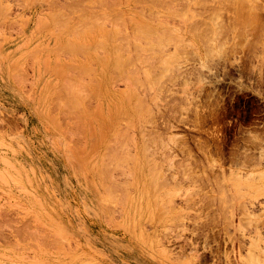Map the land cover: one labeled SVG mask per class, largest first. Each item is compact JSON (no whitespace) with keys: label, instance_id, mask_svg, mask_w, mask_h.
<instances>
[{"label":"rangeland","instance_id":"rangeland-1","mask_svg":"<svg viewBox=\"0 0 264 264\" xmlns=\"http://www.w3.org/2000/svg\"><path fill=\"white\" fill-rule=\"evenodd\" d=\"M206 1L0 0V264H264V0Z\"/></svg>","mask_w":264,"mask_h":264},{"label":"bare ground","instance_id":"bare-ground-1","mask_svg":"<svg viewBox=\"0 0 264 264\" xmlns=\"http://www.w3.org/2000/svg\"><path fill=\"white\" fill-rule=\"evenodd\" d=\"M200 1H202V0H200ZM205 1H206V0H205ZM209 1H210V0H209ZM223 1H224V0H223ZM227 1H228V0H227ZM238 1H241V0H238ZM255 1H256V0H255ZM206 2H207V1H206ZM224 2H225V1H224ZM229 2H230V0H229ZM232 2H233V1H232ZM236 2H237V1H236ZM253 2H254V1H253ZM202 3H204V2H202ZM238 3H240V5H239V4H238V5L241 6V2H238ZM243 3H245V0L242 2V5H243ZM204 4H205V3H204ZM229 4H230V3H229ZM236 4H237V3H236ZM248 4H249V3H248ZM198 5H200V3H199ZM230 5H231V4H230ZM233 5L235 6L234 2H233V4H232V7H234ZM244 5H246V4H244ZM256 5H257V4H256ZM221 6H222V4H221ZM253 6L255 7V5H253ZM237 7H238V6H237ZM237 7H236V8H237ZM243 7H244V6H243ZM245 7H246V6H245ZM247 7H248V6H247ZM249 7H250V6H249ZM190 8H191V7H190ZM224 8H225V7H224ZM228 8H229V7H228ZM238 8H239V7H238ZM238 8H237V10H238ZM252 8H253V7H252ZM200 9H201V8H200ZM218 9H219V8H218ZM226 9H227V8H226ZM230 9H231V8H230ZM234 9H235V8H234ZM242 9H246V8H240L239 10H242ZM250 9H251V7H250ZM216 10H217V9H216ZM246 10H247V9H246ZM246 10H245V12H247V11L249 12V8H248L247 11H246ZM222 11H223V10H222ZM235 11H236V10H235ZM242 11L244 12V10H242ZM242 11H239V12L241 13ZM229 12H230V11H229ZM231 12H232V11H231ZM237 12H238V11H237ZM239 12H238V13H239ZM248 12H247V13H248ZM216 13L218 14V12H215V15H216ZM221 13H222V12H221ZM221 13H220V14H221ZM232 13H235V12H232ZM240 13L237 14V15L240 16ZM254 14H255V13H254ZM254 14H253V15H254ZM215 15L213 14V18L215 17V18L217 19V16H218L219 14H218L217 16H215ZM235 16H236V15H235ZM239 16H238V17H239ZM243 16H246V15L244 14ZM256 16H257V15H256ZM210 17H211V16H210ZM219 17H222V16H219ZM232 17H233V16H232ZM238 17H237V18H238ZM253 17H254V16H253ZM253 17H250V18H253ZM235 18H236V17H235ZM235 18H234V20H235ZM254 18H255V17H254ZM218 19H219V18H218ZM223 19H224V18H223ZM240 19H241V20H242V19L245 20V21H244L245 24H246V22H247V24H248V21H246V19H247L246 17H245V19H244V18L242 17V15H241V18H240ZM228 20H229V19H228ZM237 20H238V19H237ZM247 20H248V19H247ZM212 21H213V20H212ZM215 21H216V20H215ZM249 21H250V20H249ZM252 21H254V20L252 19ZM138 22H139V21H138ZM227 22H228V21H227ZM235 22H238V21L235 20ZM235 22H234V23H235ZM239 22H240V21H239ZM244 22H243V23H244ZM212 23H213V22H212ZM217 23H220V22H217ZM221 23H222V22H221ZM234 23H233V27H236L237 30L239 31V33H241L242 31L240 32V30L243 29L242 26L244 27L245 24H244V25H241V28H240V30H239V29H238L239 27H237V26H239V25L236 26V24H235V26H234ZM240 23H242V22H240ZM249 23H250V22H249ZM252 23H253V22H252ZM138 24H139V23H138ZM227 24H230V23H227ZM231 24H232V23H231ZM136 25H137V24H136ZM141 25H143V24H141ZM144 25H145V24H144ZM207 25H208V24H206V26H207ZM216 25H217V24H216ZM223 25H224V24H223ZM223 25H222V27H223ZM137 26H138V25H137ZM148 26H149V25H148ZM148 26H147V27H148ZM209 26H211V25L209 24ZM245 26H246V25H245ZM250 26H251V25H249V27H250ZM139 27H140V24H139ZM141 27H142V26H141ZM143 27H145V26H143ZM249 27H248V28H249ZM253 27H254V26H253ZM223 28H224V27H223ZM227 28H228V27H227ZM230 28H231V26H230ZM246 28H247V27H246ZM254 28H255V27H254ZM137 29H138V30H141V29H139V28H137ZM137 29H136V30H137ZM203 29H204V28H203ZM234 29H235V28H234ZM244 29H245V28H244ZM252 29H253V28H252ZM103 30H104V29H103ZM118 30L121 31L120 29H118ZM136 30H134L135 33L138 31V30H137V31H136ZM147 30H148V28H147ZM149 30H150V29H149ZM161 30H162V29H161ZM164 30H166V29H164ZM164 30H163V31H164ZM210 30H211V29H210ZM210 30H209V31H210ZM212 30H213V29H212ZM216 30H218V29H216ZM232 30H233V28H232ZM246 30H249V29H246ZM261 30H262V29H261ZM68 31H69V30H68ZM70 31H71V30H70ZM72 31H73V30H72ZM72 31H71V33H73ZM88 31H89V30H88ZM92 31H95V30H92ZM98 31H99V30H98ZM114 31H115V29H114ZM202 31H204V30H202ZM229 31H230V30H228V32H229ZM62 32H63V31H62ZM102 32H103V31H102ZM107 32H109V31H107ZM110 32H111V31H110ZM115 32L118 33V31H115ZM123 32H124V31H123ZM125 32H126V34L128 33L127 30H125ZM139 32H141V31H139ZM139 32H138V33H139ZM142 32H143V31H142ZM142 32H141V33H142ZM144 32H145V33H144ZM144 32H143L144 34L147 33L146 31H144ZM151 32H153V31H151ZM164 32H165V31H164ZM166 32H167V31H166ZM200 32H201V30H200ZM200 32H199V33H200ZM204 32H205V31H204ZM215 32H216V31H215ZM217 32H218V31H217ZM217 32H216V35L218 34ZM230 32H231V31H230ZM88 33H90V31H89ZM119 33L122 34V32H119ZM119 33H118V34H119ZM135 33L133 32V34H135ZM158 33H159V31H158ZM207 33H208V31H207ZM207 33H206V34H207ZM219 33H220V32H219ZM221 33H222V32H221ZM225 33H226V32H225ZM236 33H237V32H236ZM247 33H249V32H247ZM250 33H251V32H250ZM83 34H84V32H83ZM83 34H82V35H83ZM90 34H91V33H90ZM90 34H89V35H90ZM123 34H124V33H123ZM131 34H132V33H131ZM147 34H149V33H147ZM164 34H165V33H164ZM208 34H209V33H208ZM208 34H207V35H208ZM210 34H211V33H210ZM70 35H71V34H70ZM75 35H77V33H76ZM94 35H95V34H94ZM107 35H108V36H111V34H110V35L107 34ZM151 35H152V34H151ZM153 35H154V34H153ZM201 35H202V34H201ZM201 35L199 34L198 36L201 37ZM235 35H236V34H235ZM68 36H69V34H68ZM68 36H67V37H68ZM100 36H101V34H100ZM123 36H125V38H124V37H121V41H122V38H124V39H123V42H124V41L127 42V41H128V38H127L128 35H127V37H126V35H123ZM137 36H138V35H137ZM137 36H136V38H137ZM140 36H141V34H140ZM202 36H204V35H202ZM220 36H221V35H220ZM225 36H226V35H225ZM241 36H242V33H241V35H239V37H241ZM98 37H99V36H98ZM102 37H103V36H102ZM102 37H101V38L99 37V39H101L100 41H102V42L105 43V41H103ZM118 37L120 38V36H118ZM129 37H130V36H129ZM141 37H142V36H141ZM143 37H144V36H143ZM149 37H150V36H149ZM200 37H199V38H200ZM209 37H212V36H209ZM226 37H227V36H226ZM105 38L107 39V37H105ZM105 38H104V39H105ZM108 38H110V37H108ZM115 38H116V36H115ZM130 38H132V37H130ZM136 38L133 37V39H134L136 42H139L140 39L136 40ZM139 38H140V37H139ZM153 38H154V37H153ZM153 38L150 37V41H151V43H153L154 40L156 39V38H155V39L152 41L151 39H153ZM157 38H158V37H157ZM159 38H161V37H159ZM201 38H202V37H201ZM204 38H205V37H204ZM204 38H202V39H204ZM216 38H217V37H216ZM222 38H223V37H222ZM222 38H221V40H223ZM234 38H235V36H234ZM236 38H237V35H236ZM67 39H68V38H67ZM106 39H105V40H106ZM111 39H113V36H112ZM125 39H126V40H125ZM144 39H145V38H144ZM202 39H201V40H202ZM206 39H207V38H206ZM118 40H119V39H118ZM129 40H132V39H129ZM134 40H133V41H134ZM148 40H149V38H148ZM217 40H218V39H217ZM228 40H229V39H227V41H228ZM234 40H235V39H234ZM68 41H69V39H68L66 42L68 43ZM100 41H99V42L97 41V42L94 43V44L96 45V44L98 43L99 45H97V46H101V47H102V46L104 45V43L102 44V42L100 43ZM145 41H146V40H145ZM158 41H159V42H160V41L162 42V40H158ZM207 41H208V40H207ZM210 41H211V40H210ZM213 41H214V40H213ZM219 41H220V39L218 40V43H219ZM235 41H236V40H235ZM255 41H256V40H255ZM74 42H75V41H74ZM74 42H73V40H72L71 48H72V45H73V44L75 45ZM82 42H83V41H82ZM108 42H109V41H108ZM108 42H107V44H108ZM114 42H115V41H114ZM119 42H120V41H119ZM155 42H157V41L155 40ZM159 42H158L157 44H159ZM161 42H160V43H161ZM225 42H226V41H225ZM59 43H60V42H59ZM67 43H66V44H67ZM69 43H70V41H69ZM79 43H81L80 40H79ZM111 43H112V41H111ZM115 43H118V42L116 41ZM121 43H122V42H121ZM121 43H120V44L118 43V44H119L121 47H123V48H121V49H124V45L126 46V45L129 43V41H128L126 44H125V43H124V44L122 43L123 46L121 45ZM133 43H134V42H133ZM141 43H144V42H142V40H141ZM146 43H147V42H146ZM218 43H217V44H218ZM233 43H234V41H233ZM233 43H232V44H233ZM242 43H243V42H242ZM62 44H63V43H62ZM77 44H78V40H77ZM81 44H82V43H81ZM86 44H87V43H85L84 45H86ZM100 44H102V45H100ZM130 44H131V43H130ZM130 44H129V45H130ZM135 44H136V43H135ZM139 44H140V43H139ZM222 44H224V43H222ZM254 44H255V43H254ZM69 45H70V44H69ZM74 45H73V46H74ZM88 45H90V44H88ZM88 45H86V46L88 47ZM115 45H117V44H115ZM148 45H149V44H148ZM152 45H153V44H152ZM207 45H208V44H207ZM220 45H221V44H220ZM220 45H218V46H220ZM76 46H77V45H75V47H76ZM86 46H85V47H86ZM108 46H110V45H108ZM127 46H128V45H127ZM134 46H137V45H133V47H134ZM146 46H147V44H146ZM160 46H161V45H160ZM210 46H212V45H210ZM223 46H224V45H223ZM231 46H232V45H231ZM233 46H235V45L233 44ZM250 46H251V45H250ZM77 47H79V44H78ZM80 47H81V46H80ZM82 47H83V46H82ZM93 47H95V46H93ZM93 47H91V48H93ZM103 47H105V46H103ZM103 47H102V48H103ZM112 47H113V46H112ZM58 48H59V47H58ZM102 48H100V49H98V50H101ZM114 48H115V50H116V47H115V46L113 47V49H114ZM119 48H120V47L118 46V48H117L118 51H120ZM127 48H128V47H127ZM134 48H136V47H134ZM145 48H146V47H145ZM158 48H159V47H158ZM209 48H211V47H209ZM218 48H219V47H218ZM220 48H221V47H220ZM243 48H245V46H244ZM59 49H62V48H59ZM72 49H73V48H72ZM72 49H71V50H72ZM75 49H76V48H75ZM75 49H73V50H75ZM81 49H82V48H81ZM88 49H89V48H88ZM96 49H97V48L95 47V50H96ZM103 49H104V48H103ZM113 49H112V50H113ZM147 49H148V48H147ZM147 49H146V50H147ZM150 49H151V48H150ZM150 49H149V50H150ZM247 49H248V48H247ZM79 50H80V49H79ZM79 50H78V51H79ZM83 50H84V49H83ZM89 50H90V49H89ZM93 50H94V49H93ZM95 50H94V51H95ZM104 50H105V49H104ZM134 50H137V52H138V50H139V46L137 47V49H134ZM142 50H144L143 47H142ZM142 50H140V51H142ZM151 50H154V51H155L156 49H151ZM157 50H158V49H157ZM160 50H161V49H160ZM230 50H231V49H230ZM239 50H240V49H239ZM80 51H82V50H80ZM94 51H93V52H94ZM109 51H110V50H109ZM109 51H107V55L110 54ZM127 51H129V48L127 49ZM127 51H126V53H127ZM212 51H214V49H213ZM226 51H227V50H226ZM60 52H61V51H60ZM64 52H65V51H64ZM69 52H70V51H69ZM83 52H85V51H83ZM95 52H96V51H95ZM95 52H94V53H95ZM103 52H104V51H103ZM115 52H117V51H115ZM120 52L122 53V51H120ZM120 52H119V53H120ZM123 52H124V51H123ZM134 52H136V51H134ZM134 52H133V53H134ZM146 52H147V51H146ZM74 53H75V52H73V54H74ZM104 53H105V52H104ZM119 53H113V55H114V54H117V55H118ZM121 53H120V57H119V55H118V56H115V57H119V58L122 57L121 60H122V63H123V60H124L123 58H124V57L122 56L123 53H122V54H121ZM131 53H132V51H131ZM141 53H142V52H141ZM253 53H254V52H253ZM56 54H57V53H56ZM58 54H60V53H58ZM58 54H57V55H58ZM87 54H88V53H87ZM97 54H98V52H97ZM99 54H101V53H99ZM145 54H146V53H145ZM152 54H153V53H152ZM211 54H212V53H211ZM65 55H66V54H65ZM124 55L126 56L125 52H124ZM139 55H140V54H139ZM79 56H80V55H79ZM130 56H131V55H130ZM132 56L134 57V55H132ZM66 57H67V56H66ZM97 57H98V56H97ZM103 57H104V56H103ZM103 57H102V58H103ZM128 57H129V56H127V59L125 58V59H126L125 62H128V59H130V57H129V58H128ZM135 57H136V56H135ZM137 57H139V56H137ZM141 57L144 58L142 55H141ZM156 57H157V56H156ZM259 57H260V56H259ZM100 58H101V57H100ZM157 58H158V57H157ZM257 58H258V57H257ZM70 59H71V54H70ZM74 59H75V58H74ZM106 59H108L107 56H106V58H104L103 60H106ZM134 59H135V58H134ZM82 60H83V59H82ZM113 60H114V59H113ZM116 60H117V59H116ZM118 60H119V59H118ZM131 60H132V58L130 59V62H129L128 64H131V62H132ZM143 60H144V59H143ZM154 60H155V59H154ZM159 60H161V59H159ZM260 60H262V59H260ZM90 61H91V60H90ZM108 61H110V58L108 59ZM108 61H107V64H108ZM119 61H120V60H119ZM133 61H135V60H133ZM138 61H140V60H138ZM138 61H137V62H138ZM65 62H66V61H65ZM72 62H74V61H72ZM91 62H92V61H91ZM103 62H105V61H103ZM116 62H117V61H116ZM149 62H150V61H149ZM162 62H163V61H162ZM164 62H165V61H164ZM171 62H172V61H171ZM171 62H170V63H171ZM105 63H106V62H105ZM114 63H115V62H114ZM119 63H121V62H119ZM122 63H121V64H122ZM153 63H154V62H152L151 64H153ZM158 63H159V65H160V62H158ZM165 63H166V62H165ZM64 64H65V63H64ZM116 64H117V63H115V65L113 64L114 67H115V68L113 67L114 69H112L113 72L119 68L118 64H117V67H118V68L116 67ZM123 64H124V63H123ZM133 64H135V63H133ZM133 64H132V66H133ZM144 64H145V63H144ZM263 64H264V63H263ZM72 65H73V63H72ZM72 65H71V68L73 69ZM76 65H77V64H76ZM91 65L93 66V64H91ZM113 65H112V66H113ZM125 65L127 66V64H124V66H125ZM67 66H68V65H67ZM78 66H79V65H78ZM83 66L85 67V65H83ZM107 66H108V65H107ZM128 66H129V65H128ZM132 66H131V67H132ZM135 66H136V65H135ZM137 66H138V64H137ZM152 66H153V65H152ZM161 66H162V65H161ZM81 67H82V64H81ZM89 67H91V66H89ZM163 67H164V66H163ZM163 67H162V68H163ZM66 68H67V67H66ZM68 68H69V67H68ZM76 68H77V67H76ZM108 68H109V67H108ZM124 68H125V67H124ZM134 68H135V67H134ZM74 69H75V68H74ZM78 69H80V66H79ZM78 69H77V70H78ZM81 69H82V68H81ZM88 69H90V68H88ZM130 69H131V68H130ZM91 70H92V69H91ZM110 70H111V68H110ZM124 70H125V69H124ZM124 70H121V71H124ZM128 70H129V69L127 68V71H128ZM67 71H68V70H67ZM67 71H65V72H67ZM80 71H81V70H79L78 72H80ZM82 71H83V70H82ZM82 71H81V72H82ZM89 71H90V70H89ZM89 71H88V72H89ZM118 71H120V70L118 69ZM121 71H120V72H121ZM125 71H126V70H125ZM116 72H117V71H116ZM116 72H114V73H116ZM120 72H119V73H120ZM129 72H131V71H129ZM135 72H137V71H135ZM135 72H134V73H135ZM155 72H156V71H155ZM67 73H68V72H67ZM69 73H70V71H69ZM83 73H85V72H83ZM110 73H111V72H110ZM126 73H127V72H126ZM134 73H133V74H134ZM137 73H138V72H137ZM137 73H135V74H137ZM161 73H162V72H161ZM71 74H72V73H71ZM71 74H69V75H71ZM75 74H78V73H75ZM79 74H80V73H79ZM81 74H82V73H81ZM102 74H103V73H102ZM112 74H113V73H112ZM116 74H118V72H117ZM116 74H115V75H116ZM120 74H121V73H120ZM120 74H119V75H120ZM131 74H132V73H131ZM133 74L130 75V76H133ZM141 74H142V73H141ZM144 74H146V73H143V75H144ZM149 74H150V73H149ZM115 75H114V76H115ZM111 76H112V75H111ZM158 76H159V75H158ZM67 77H68V76H67ZM67 77H66V78H67ZM109 77H110V76H109ZM133 77L135 78V76H133ZM136 77H137V76H136ZM64 78H65V77H64ZM64 78H63V79H64ZM66 78H65V79H66ZM111 78H112V77H111ZM131 78H132V77H131ZM134 78H133V80H134ZM157 78H158V77H157ZM68 79H70V78H68ZM138 79H139V78H138ZM140 79H141V78H140ZM142 79H144V78H142ZM70 80H71V79H70ZM153 80H154V79H153ZM64 81H65V80H64ZM134 81L136 82V79H135ZM137 81H138V80H137ZM144 81H145V79H144ZM149 81H150V80H149ZM154 81H155V80H154ZM62 82H63V81H62ZM70 82H71V81H70ZM70 82H69V84H71ZM73 82H74V81H73ZM73 82H72V83H73ZM74 83H75V82H74ZM132 83H133V82H132ZM137 83H138V82H137ZM62 84H63V83H62ZM67 85H68V83H67ZM71 85H72V84H71ZM71 85H68V86H70L69 89L72 88ZM75 85H76V84H75ZM87 85H88V84H87ZM96 85H97V84H96ZM61 86H62V85H61ZM68 86H65V87H68ZM62 87H63V86H62ZM131 88H132V87H131ZM133 88H134V87H133ZM67 89H68V88H67ZM67 89H66V91H67V92H70V90L68 89V90H69V91H68ZM77 90H78V89H77ZM77 90H76V91H77ZM62 91H63V90H62ZM62 91H61V92H62ZM66 91H64V92H66ZM71 91H74V86H73V90L71 89ZM91 91H92V90H91ZM59 92H60V90H59ZM61 92H60V93H61ZM77 92H80V91H77ZM51 93H52V92H51ZM80 93H81V92H80ZM89 94H90V93H89ZM91 94H92V93H91ZM134 94H135V93H134ZM78 95H79V93H78ZM75 96H77V95H75ZM75 96H74L73 98H75ZM129 96H130V95H129ZM78 97H79V96H77V98H78ZM84 97H86V96H84ZM65 98H66V97H65ZM73 98H72V99H73ZM86 98H87V97H86ZM132 98H133V97H132ZM126 99H127V98H126ZM140 99H141V98H140ZM67 100H68V98H67ZM67 100H66V101H67ZM66 101H65V103L63 102V103H64V107H65V105H66ZM69 101H70V100H68V104H69V103L72 104V102H69ZM71 101H72V100H71ZM78 101H79V99H78L76 102H78ZM76 102H74V103H76ZM79 103H80V102H79ZM79 103H78V104H79ZM128 103H129V102H128ZM134 104H135V103H134ZM72 105H73V104H72ZM137 105H138V104H137ZM137 105L135 106V109H136V110L138 109V108H137ZM69 106H71V105H69ZM73 106H74L75 109H77V108H76L77 106H76V107H75V105H73ZM78 106H79V105H78ZM133 106H134V105H133ZM133 106H132V107H133ZM138 106L141 108L142 105L140 104V102H139V105H138ZM129 107H130V106H129ZM72 108H73V107H72ZM130 108H131V107H130ZM140 108H139V110H137V111H140ZM143 108H144V107H142V109H143ZM64 109H65V108H64ZM144 109H145V108H144ZM131 110H132V109H131ZM133 110H134V109H133ZM65 111H66V110H65ZM72 111H73V110H72ZM134 111H135V110H134ZM134 111H132V113H133ZM66 112L69 113V111H66ZM73 112H74V111H73ZM140 112H141V111H140ZM70 113H71V112H70ZM74 113H75V112H74ZM125 113H126V112H125ZM135 113H136V112H135ZM111 114H112V113H111ZM123 114H124V113H123ZM101 115H102V114H101ZM131 115H132V114H131ZM139 115H140V114H139ZM121 117H122V116H121ZM121 117H120V118H121ZM136 117H137V116H136ZM133 118H134V117H133ZM112 120H113V118H112ZM117 120H118V119H117ZM111 127H112V126H111ZM98 142H99V141H98ZM142 143H143V142H142ZM144 144H145V142H144ZM145 146H146V145H145ZM142 148H143V147H142ZM144 149H145V148H144ZM112 150H113V149H112ZM117 150H119V149H117ZM117 150H115V151L118 152ZM144 151H145V150H144ZM119 152H120V151H119ZM144 153H145V152H144ZM111 154H112V153H111ZM116 155H120V153H119V154L114 153V156H113V154H112L113 158L115 157V159H116V157H117ZM108 156H111V155H108ZM118 157L120 158L121 156H118ZM118 157H117V158H118ZM109 158H110V160H111V157H109ZM144 159H145V158H144ZM150 161H151V160H150ZM112 162H113V161H112ZM112 162H111V163H112ZM116 162H119V160L117 161V159H116ZM116 162L114 161L113 163H116ZM116 164H117V163H116ZM149 166H150V165H149ZM105 167H107V166L105 165ZM103 168H104V167H103ZM154 168H155V167H154V165H153V170H154ZM101 169H102V167H101ZM104 169H105V168H104ZM157 169H158V168H157ZM106 170H107V169H106ZM143 170H144V169H143ZM147 170H148V169H147ZM149 170H150V169H149ZM150 171L152 172V170H150ZM103 172L107 173V172L104 171V170H103ZM101 173H102V172H101ZM156 173L158 174V172H154V174H156ZM149 174H150V173H149ZM154 174H153V175H154ZM105 175H106V174H105ZM151 175H152V174H151ZM263 175H264V174H263ZM156 176H157V175H156ZM148 177H149V176H148ZM152 177H154V176H151L150 179H152ZM156 178H157V177H156ZM156 178H154L153 180H155ZM148 179H149V178H148ZM159 180H160V179H159ZM109 181H111V180H109ZM112 181H113V180H112ZM150 181H151V180H150ZM150 181L148 180V182H150ZM155 181L158 182L157 179H156ZM161 181H162V180H161ZM163 181H164V180H163ZM111 183H112V182H111ZM116 183H117V182H116ZM116 183H115V184H116ZM150 183H151V182H150ZM150 183H148V184H150ZM153 183H154V182H153ZM155 184H157V183H155ZM155 184H154V186H152L153 184H152V185L150 184V186H152V188H153V187H156ZM158 184H159V183H158ZM158 184H157V185H158ZM108 185H110V183H108ZM161 185H162V184H161ZM113 186L115 187L114 184H113ZM116 186H117V184H116ZM159 186H160V185H159ZM109 187H110V186H109ZM111 188H113V187H111ZM152 188H151V189H152ZM158 188H159V187H158ZM109 189H110V188H109ZM107 190H108V188H107ZM107 190H106V191H107ZM110 191H111V190H110ZM157 191H158V190H157ZM260 191H263V189L260 190ZM108 192H109V190H108ZM112 192H114V191H112ZM150 192H151V191H150ZM165 193H166V192H165ZM166 194H167V193H166ZM166 194H165V195H166ZM111 195H112V193H111ZM111 195H110V196H111ZM164 197H165V196H164ZM162 199H163V198H162ZM226 212H227V211H226ZM162 213H163V211H162ZM224 216H225V215H224ZM225 218H226V217H225ZM228 220H229V219H228ZM261 240H262V239H261ZM261 240H260V241H261ZM250 252H251V250H250ZM248 255H250V254H248ZM253 255H255V254L253 253ZM250 258H251V257H250ZM248 259H249V258H248ZM251 259H252V258H251ZM251 259L248 260V263H249V261H252ZM253 259H254V256H253ZM256 259H257V258H256ZM253 262H254V261H253ZM249 264H250V263H249Z\"/></svg>","mask_w":264,"mask_h":264}]
</instances>
